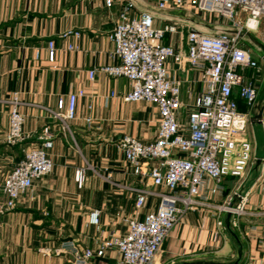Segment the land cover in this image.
<instances>
[{"label":"crops","instance_id":"1","mask_svg":"<svg viewBox=\"0 0 264 264\" xmlns=\"http://www.w3.org/2000/svg\"><path fill=\"white\" fill-rule=\"evenodd\" d=\"M127 1L114 0L106 9L101 0H0V184L22 157L21 148L2 143L12 94L20 99L23 130L30 141L38 142L44 129L52 140L48 151L51 173L36 180L14 210L0 212V264H70L58 250L60 243L73 241L79 248L94 251L101 242L124 235L127 221L142 220L157 205L158 200L151 197L143 210L135 209L137 190L152 187L146 178L133 175L117 148L124 136L143 143L154 140L157 110L144 102L123 101L131 90L129 81L99 71L120 63L107 35ZM136 1L140 9H153L150 0ZM130 14L137 16L138 10ZM159 16L193 21L183 10ZM161 22L157 26L165 21ZM175 40L182 43L180 36ZM50 41L55 53L52 63L47 60ZM164 43H170L169 36ZM243 46L251 49L247 42ZM252 56L260 59L263 55ZM167 66L169 78L181 83L184 114L201 90L198 74L189 67L181 70L172 61ZM90 70H96L93 80L88 78ZM255 84L258 102L264 92V76ZM77 91L84 95L77 99L75 118L64 125L54 120L50 112L56 110L57 102ZM240 102L242 108L238 109L246 111ZM257 106L249 113V123L261 125L264 135V111L261 123L254 122ZM261 160L263 157L257 162ZM76 170H84L82 184L75 181ZM240 192L248 194L246 213L238 218L236 227L231 225L242 245L240 264H264V188H242ZM3 200L0 198V205ZM94 210L99 212L98 227L88 224ZM216 231L210 211L187 213L163 244L155 264L231 262L236 256L235 243L225 230L226 240L217 244ZM117 259L114 250H107L95 262L114 264Z\"/></svg>","mask_w":264,"mask_h":264},{"label":"built area","instance_id":"2","mask_svg":"<svg viewBox=\"0 0 264 264\" xmlns=\"http://www.w3.org/2000/svg\"><path fill=\"white\" fill-rule=\"evenodd\" d=\"M106 9L114 0H101ZM153 9H140L136 0H128L107 39L113 44L118 65L99 69L104 74L129 81L131 90L125 102H144L158 114L154 140L148 143L124 136L117 148L136 177L146 178L152 189L137 190L134 207L143 210L149 198L158 200L156 207L142 220L127 221L124 235L99 244L96 250L79 248L73 241L60 243L59 252L70 264H104L95 262L107 250H114V264H153L165 240L190 212L208 210L215 217L217 244L226 239L223 216L231 215L232 227L246 213L247 195L239 186L229 190L225 180L244 179L252 152L247 137L249 113L257 100L259 60L243 46L248 36L264 48V0H150ZM138 10L131 16V10ZM185 11L216 15L231 22L232 28L208 31L194 21L167 20L159 15L168 11ZM165 21L157 26V22ZM185 32V33H184ZM257 35V36H256ZM169 36L170 43L164 39ZM185 45L183 51L181 42ZM175 40V41H174ZM53 42L47 43V60L54 61ZM181 70H194L201 90L194 103L181 110V83L169 78L167 62ZM247 72H250L248 77ZM96 70L88 72L93 80ZM83 91L69 93L57 102L51 117L63 125L75 118L76 102ZM237 96L246 106L241 112ZM18 94L9 100V125L2 143L21 148L22 157L0 184V212L15 209L18 199L36 180L51 173L48 151L52 140L44 129L39 141L32 143L24 132ZM264 111V108H263ZM89 124L90 120H86ZM263 163L264 160H261ZM75 181L82 184L84 170H76ZM157 190V191H155ZM217 199L221 201L218 202ZM88 224L99 226V212H91Z\"/></svg>","mask_w":264,"mask_h":264},{"label":"rangeland","instance_id":"3","mask_svg":"<svg viewBox=\"0 0 264 264\" xmlns=\"http://www.w3.org/2000/svg\"><path fill=\"white\" fill-rule=\"evenodd\" d=\"M191 18H192L191 20L198 23V25L201 28L208 29V31L209 30L215 31V29L225 30L232 28V24L230 21L223 19L222 17H218L216 15H205L201 13H195L194 16H191ZM253 37L255 38V35L253 34L248 36L249 38L248 43L251 46L252 55L254 54L256 56L257 52H262L263 56H261V58L258 59L260 65L259 66L260 73L258 77L264 76V48H260V46L257 44V42L254 40ZM256 103L255 105L256 106L258 105L257 108H261V107L264 108V92L261 93L260 99H258V102ZM238 105L239 107L242 108V102H240V100L238 101ZM258 111L259 109L255 111L254 115H256ZM247 137L252 143V152H251L250 161L247 166L246 175L242 180L227 178L225 182L227 183L229 190L237 188L238 186L241 191L242 188H248V189L264 188V162L263 163L261 161L257 162L258 158L260 157H263L264 159V135H263L262 126L253 125L252 127L251 124L249 123L247 127ZM162 249L163 248H161L153 264H155V262H157V260L159 259V256L162 254L161 253Z\"/></svg>","mask_w":264,"mask_h":264},{"label":"water","instance_id":"4","mask_svg":"<svg viewBox=\"0 0 264 264\" xmlns=\"http://www.w3.org/2000/svg\"><path fill=\"white\" fill-rule=\"evenodd\" d=\"M262 114H263V107L259 108L258 114L254 117V122L260 124ZM230 221H231V215L229 213H227L225 215V219H224V227H225L226 232L232 237V239L235 243L236 256H235L234 260H232L231 262H226V263L217 262V261H213V260H195V261H183V262H180L177 264H240L241 259H242V245H241L237 235L233 231Z\"/></svg>","mask_w":264,"mask_h":264},{"label":"trees","instance_id":"5","mask_svg":"<svg viewBox=\"0 0 264 264\" xmlns=\"http://www.w3.org/2000/svg\"><path fill=\"white\" fill-rule=\"evenodd\" d=\"M236 102H237V105H238V100H236ZM238 107H239V105H238Z\"/></svg>","mask_w":264,"mask_h":264}]
</instances>
